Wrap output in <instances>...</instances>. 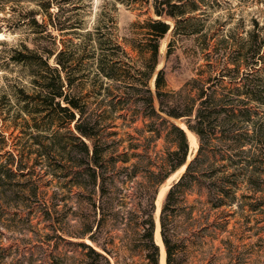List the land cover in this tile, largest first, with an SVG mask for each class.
Here are the masks:
<instances>
[{
  "label": "trees",
  "instance_id": "obj_1",
  "mask_svg": "<svg viewBox=\"0 0 264 264\" xmlns=\"http://www.w3.org/2000/svg\"><path fill=\"white\" fill-rule=\"evenodd\" d=\"M12 1L0 0V12ZM55 1L39 5L49 11ZM138 2L151 4L155 16L132 22L123 41L104 29L100 17L77 42L64 38L81 26L59 5L46 19L30 8L15 21L14 27L24 24L33 36L14 44L0 41V120L12 137L25 139L15 155L21 164L31 160L33 145H37V161L46 158L43 151L47 149L62 150L67 163L64 175L76 180L83 227L79 244L90 264H113L111 256L115 264H121L112 238L105 236L106 220L118 216L115 204L121 197L129 200L120 222L131 232L146 264H160V245L155 239L158 192L186 164L190 151L187 131L173 119L184 121L198 137L199 148L180 177L172 181L162 202L160 234L166 264H184L175 259V241L167 219L186 211L189 196H205L211 208L218 210L237 194V167L218 160L209 163L206 143L223 140L231 131L253 138L264 129V83L259 77L256 81L250 78V72L237 78L234 85L246 97L244 101L259 102L257 109L243 101H225L217 88L202 80L165 90V71L158 69L161 40L169 33L171 21L177 32L181 22L178 11L190 0H114V5L130 8ZM259 38L257 29L251 39L255 72L261 70L264 59V37ZM93 67V82L87 86L82 79ZM224 70L239 73L238 66ZM153 77L154 89L150 85ZM197 81L199 91L193 96L190 85ZM254 116L261 122L254 121ZM233 117L251 119V123L241 122L235 129ZM164 132L168 146L159 152L153 142ZM236 145L245 153L254 140L239 139ZM229 167L233 169L229 171Z\"/></svg>",
  "mask_w": 264,
  "mask_h": 264
},
{
  "label": "rangeland",
  "instance_id": "obj_2",
  "mask_svg": "<svg viewBox=\"0 0 264 264\" xmlns=\"http://www.w3.org/2000/svg\"><path fill=\"white\" fill-rule=\"evenodd\" d=\"M55 2L46 11L39 5L45 0H13L4 12H0V41L8 40L14 44L33 36L32 29L24 24L14 27L15 21L30 8L39 10L46 19L48 12H56V5H59L81 26L77 33L64 36L75 42L78 36L95 26L98 17L104 29H110L119 41H123L131 32L132 22L155 16L152 5L147 3L138 2L127 8L114 5V0ZM178 14L181 22L177 32H174L175 22L171 21L169 33L161 40L158 69L165 71V90H178L193 79L202 80L211 84L212 89L217 88L225 101L238 104L243 101L257 109L259 102L244 101L246 97L235 89L234 81L250 72V78L256 81L259 77L264 83V59L259 65L261 70L255 72L251 49V39L257 29L259 39L264 37V0H190ZM54 34L61 36L59 31ZM124 46L133 56L136 54L129 46ZM169 48L171 54L167 55ZM235 66L239 67V73L224 70ZM88 73V77L82 79L87 86L93 82L94 67ZM154 77L150 80L153 89ZM191 84V95L194 96L200 82ZM89 98L94 96L89 95ZM173 120L183 128L187 127L183 120ZM241 120L233 117L231 125L238 129L241 122L251 123V119ZM254 121L261 122L255 116ZM188 131L190 151L187 162L182 170L180 168L160 186L158 192L159 196L161 188L166 186L159 214H155L159 223L167 189L184 172L199 148L198 137ZM189 133L194 134L196 143L191 142ZM236 135L237 131L227 132L223 140L212 139L206 143L209 163L218 160L237 167L236 197L216 210L211 208L205 196L194 193L188 198L185 212L167 219L174 236L176 261L181 259L184 264H264V129L253 138ZM164 138L165 132L153 142L159 152L168 146ZM239 139L254 140L252 149L239 152L236 145ZM22 142L25 139L12 137L11 130L0 120V264H90L79 244L83 227L76 180L64 175L63 166L67 163L62 150L47 149L43 151L46 158L37 161V145H33L31 160L21 164L19 156L15 155ZM232 169L229 167L228 170ZM128 200V197H121L116 202L118 216L107 218L105 236L112 238L121 264H146L131 232L120 222L126 214L125 202ZM156 204L158 207L157 201ZM110 259L115 264V258L111 256Z\"/></svg>",
  "mask_w": 264,
  "mask_h": 264
},
{
  "label": "bare ground",
  "instance_id": "obj_3",
  "mask_svg": "<svg viewBox=\"0 0 264 264\" xmlns=\"http://www.w3.org/2000/svg\"><path fill=\"white\" fill-rule=\"evenodd\" d=\"M179 123L184 126V124L181 121H179ZM185 128L188 131V128L187 127H185ZM189 137H190V140H191L192 143L195 142L194 134L189 133ZM183 168H184V166L181 167V170ZM165 188H166V186H163L161 188V192L159 193V196H158V199H157V203H158V207H157V211H156L157 216L159 214L160 203H161L162 195L165 192ZM155 239H156L157 243L161 246V264H166V251H165V247H164V244H163V241H162V238H161V234H160V223H159L158 218L156 219Z\"/></svg>",
  "mask_w": 264,
  "mask_h": 264
}]
</instances>
